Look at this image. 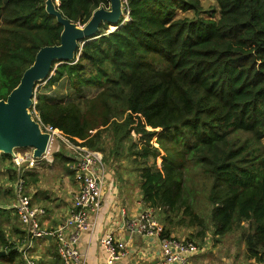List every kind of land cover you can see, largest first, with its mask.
I'll list each match as a JSON object with an SVG mask.
<instances>
[{"label":"trees","instance_id":"trees-1","mask_svg":"<svg viewBox=\"0 0 264 264\" xmlns=\"http://www.w3.org/2000/svg\"><path fill=\"white\" fill-rule=\"evenodd\" d=\"M45 1L0 0V100L40 48L59 43L62 27ZM56 1L79 26L109 6ZM204 1L126 0L128 21L101 26L76 61L53 65L30 110L75 146L94 149L101 128L116 155L129 143L144 205L163 215L182 210L199 221L201 240L240 231L245 258L264 264V0H213L209 13ZM190 179L203 199L200 220L185 200Z\"/></svg>","mask_w":264,"mask_h":264},{"label":"crops","instance_id":"crops-1","mask_svg":"<svg viewBox=\"0 0 264 264\" xmlns=\"http://www.w3.org/2000/svg\"><path fill=\"white\" fill-rule=\"evenodd\" d=\"M59 144L61 147L59 145L57 148L51 147L52 154L49 156L51 158L49 163L59 170L54 171L52 168L48 172L42 168L47 164L41 161V167L32 169L25 175L31 203L45 213L41 217V226L48 232L61 225L71 208L73 194L79 189L74 170L76 158L65 144L62 142ZM61 149H64V152H60ZM110 154L112 158H115L116 154L113 155V152ZM63 158H68L69 161H64ZM59 160L61 164L57 163ZM103 163L105 173L101 184L99 211L89 215L92 229L82 233L76 243L81 260L85 264H103L104 256L100 243L108 233H111L115 240L125 245V254L116 264H167L164 262L157 240L118 229L121 211H125L129 216H135L144 206L140 195V171L134 169L115 172L105 165L104 160ZM0 166V229L2 232L0 251L5 252V255L0 257V264H26L21 250L27 244V228L18 221L12 209L15 202L14 181L11 179L13 166L9 162L6 164L5 160H0ZM42 175H44L43 178ZM121 175L123 176L120 177ZM35 176L36 179H34ZM163 227L169 232V237L177 238L176 233ZM2 239L5 246L1 243ZM206 242L204 240L198 242L196 244L198 249L188 254L190 264H262L254 259L247 260L243 254L242 244L240 245L241 255L237 258L238 254L233 255L231 250L227 253L219 252L218 249L209 245L202 248V245L208 244ZM6 246H12L11 251H16L17 257H11L9 255L11 251H8ZM28 251L34 264H63L51 237L33 241Z\"/></svg>","mask_w":264,"mask_h":264},{"label":"built area","instance_id":"built-area-1","mask_svg":"<svg viewBox=\"0 0 264 264\" xmlns=\"http://www.w3.org/2000/svg\"><path fill=\"white\" fill-rule=\"evenodd\" d=\"M125 1L122 0V22L128 21V10L124 8ZM35 117L34 121L40 130L49 136L45 153L40 158H36L31 148H25L16 149L10 156L16 176L13 184L15 202L12 209L18 221L27 228L28 232L27 244L21 250L22 258L26 264H34L28 251L33 241L51 237L63 264H85L79 256L76 243L82 233L91 231L92 223L89 220V215L95 214L100 208L101 184L105 173L102 156L97 151L69 143L60 136L57 129L42 124L37 114ZM56 140L65 144L69 152L76 158L74 170L79 189L73 194L71 208L61 225L48 232L41 226V217L45 213L31 203L25 175L30 170L39 167L41 161L50 162V149ZM156 212L157 210L146 205L135 216H129L125 211H121L118 229L157 240L164 262L167 264H190L188 254L197 250V246L189 241L181 242L175 237H163V228L156 220ZM100 245L104 256L103 264H116L125 254V245L115 240L111 233L101 240Z\"/></svg>","mask_w":264,"mask_h":264},{"label":"water","instance_id":"water-1","mask_svg":"<svg viewBox=\"0 0 264 264\" xmlns=\"http://www.w3.org/2000/svg\"><path fill=\"white\" fill-rule=\"evenodd\" d=\"M122 11V0H109L108 8L96 9L87 23L79 26L61 14L59 3L45 1V12L62 27L59 43L40 48L18 85L5 100H0V156H12L13 150L25 148H31L36 158L45 153L49 136L40 130L30 114L36 84L52 74L53 65L76 61L81 47L96 38L101 26L108 24L111 30L119 28ZM4 255L0 251V257Z\"/></svg>","mask_w":264,"mask_h":264},{"label":"rangeland","instance_id":"rangeland-1","mask_svg":"<svg viewBox=\"0 0 264 264\" xmlns=\"http://www.w3.org/2000/svg\"><path fill=\"white\" fill-rule=\"evenodd\" d=\"M54 3L58 2L55 0ZM215 8V4L213 2V0H206L202 3V9L203 12H212L211 10H213ZM178 17H189V18H193V14L192 13H180L179 11L177 12ZM201 17L203 18H207V15H205V13L201 14ZM195 18V17H194ZM109 31L111 29H108ZM53 74V73H52ZM43 86V84L41 85ZM39 85L37 86L35 95L38 91ZM35 96L33 98V103L35 104ZM30 114L32 115V118L36 120V112L34 111V109L32 111H30ZM35 117V118H34ZM102 129V135L99 139V141L96 143L94 149L88 147L87 149L89 150H93V151H97L101 154L102 156V160H104L105 165L108 168L113 169L115 172L117 171H121L124 172L125 170H139V166H138V159H133L132 157H128L127 156V147L129 145V143H125L124 145V149L120 150V155H114V143L111 137L110 132H106V130L104 128ZM133 142V139H130ZM59 144V141L56 140L54 142V146L53 148H57ZM264 145V143H263ZM61 147V146H60ZM52 148V149H53ZM52 149L50 150V154L49 156L52 154ZM16 151L13 150V152ZM60 152H64V149H61ZM115 156V158H112V153ZM49 160H51V158H49ZM62 163H65L64 161L61 160ZM47 165H43L42 168L44 170H47L48 172L51 171V169L53 168L54 171H57L59 169L54 168V165H52L51 163L45 162ZM58 164L60 163V160L57 161ZM152 160L149 159L147 162H144L143 165L141 167H145L147 165H151ZM7 164V162H6ZM11 164V163H10ZM1 167V166H0ZM41 167V166H40ZM140 167V168H141ZM125 175V174H123ZM123 175H121L120 177H122ZM44 177V175H42V178ZM34 179H36V176L34 177ZM138 179V178H137ZM199 181H203L202 178H200V175H197L196 178H194V183L196 184V182ZM198 184H201V182H199ZM197 185H195L194 187H196L195 189H197ZM206 185H209L208 183H206ZM193 187V181L192 179H190L188 181V186L186 188V194H185V200L186 202L192 207L193 209V213L197 215V217L200 219H202L201 217L203 216V213L201 212V210L203 211V199L201 196H198L197 198V194L195 192V189ZM198 199V200H197ZM199 202V204H198ZM155 217L157 222L159 223V225L164 228L163 226H165L167 229H169L171 232L176 233L177 234V240L181 241V242H192L193 244H196L200 241L206 242L208 243L207 245H202L203 247H207L208 245L210 247H213L215 249H218L219 252H225L227 253L229 250L233 251V255H237L236 257L238 258V256L240 257V245L241 242L239 241L240 239V231H234L232 233L226 234L222 237H216L213 238L211 231L206 232V237L205 239L201 240L200 237L196 236V231L197 228L199 226V221H193V223L191 224V217L189 215H184L182 213V210L174 212V213H170V214H165L163 215L162 213H160L159 211H157L155 213ZM165 218V220H164ZM167 231V230H165ZM169 233V232H168ZM189 238V239H187ZM199 240V241H198Z\"/></svg>","mask_w":264,"mask_h":264},{"label":"clouds","instance_id":"clouds-1","mask_svg":"<svg viewBox=\"0 0 264 264\" xmlns=\"http://www.w3.org/2000/svg\"><path fill=\"white\" fill-rule=\"evenodd\" d=\"M120 21H121V19H120Z\"/></svg>","mask_w":264,"mask_h":264}]
</instances>
